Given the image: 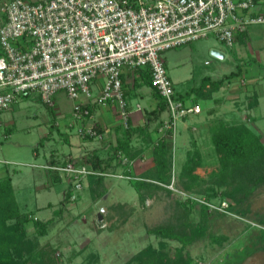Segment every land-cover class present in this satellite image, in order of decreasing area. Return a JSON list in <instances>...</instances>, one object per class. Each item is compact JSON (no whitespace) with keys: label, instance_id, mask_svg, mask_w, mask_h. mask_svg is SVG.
Segmentation results:
<instances>
[{"label":"rangeland","instance_id":"obj_1","mask_svg":"<svg viewBox=\"0 0 264 264\" xmlns=\"http://www.w3.org/2000/svg\"><path fill=\"white\" fill-rule=\"evenodd\" d=\"M259 27L264 28V24ZM254 40L248 39L250 46H264V34L260 40ZM234 46L228 48L210 35L165 51L162 58L178 94L198 87L206 76L212 80L223 78L218 91L207 87L208 91L203 92L204 98L212 97L215 102L199 101L203 107H214V120L208 125L200 120L193 129L190 126L188 133L181 121L176 131L164 127L166 116L152 120L144 128L146 132L132 137L135 155L142 148L140 161L136 159L130 167L133 178L106 177L103 186H92L95 188L85 181L72 202L62 201L66 181H51L49 185L46 170L37 165L53 149L64 154L68 149L65 137L74 144L73 155L96 145V141H81L75 129L73 134L68 127L64 130L73 102L59 92L53 98L54 106H49L33 93L1 114L2 126H11L12 132L0 139V170L12 172L14 195L21 211L52 219L47 233L37 239L36 247L45 252V258H53L55 264H87L88 260L90 264H124L151 245L163 253L164 264H264V184L236 195H224L229 188L215 183L221 164L211 139L212 125L243 123L261 134L264 141V117H253L252 111H248L246 102L255 91L245 81L253 72L258 75L263 70L256 67L251 73L244 71L249 57L260 61L248 45V52H243L238 42ZM255 65L259 64L252 68ZM260 65L264 67L263 63ZM237 69L240 75L226 77ZM258 76L264 89V75ZM145 90L146 87L142 89ZM149 100L151 97L145 94L131 101L146 107L145 118H152V109L147 107ZM222 101L225 107H221ZM204 115L202 111L195 116ZM163 141L170 150L165 176L159 174L152 152ZM195 152L200 160L194 171L198 178L187 189L188 177L181 175V169L187 155ZM101 188L106 191L99 197L91 191ZM175 201L180 211L185 207L187 212L188 231L192 235L187 242L151 232L154 226L172 218ZM222 203L227 207L220 209ZM56 210H60L58 214L54 213ZM26 231L29 238L35 239L32 223L26 225Z\"/></svg>","mask_w":264,"mask_h":264},{"label":"built area","instance_id":"obj_2","mask_svg":"<svg viewBox=\"0 0 264 264\" xmlns=\"http://www.w3.org/2000/svg\"><path fill=\"white\" fill-rule=\"evenodd\" d=\"M255 5V0H1L0 115L22 95L34 93L54 106V96L63 92L73 102L67 127L81 139L99 141L103 133L90 104L114 106L128 128L122 73L147 68L151 87L166 105L164 127L175 130L178 120L201 107L179 96L162 54L210 35L233 48L240 32L264 24V12ZM90 158L64 157L63 164L44 166L71 183V201L90 175L131 177L123 168H96ZM114 164L132 161L119 151Z\"/></svg>","mask_w":264,"mask_h":264},{"label":"trees","instance_id":"obj_3","mask_svg":"<svg viewBox=\"0 0 264 264\" xmlns=\"http://www.w3.org/2000/svg\"><path fill=\"white\" fill-rule=\"evenodd\" d=\"M136 72L138 73V82L135 81V84H147L151 86L150 74L147 68H138ZM239 73L240 70L237 69L229 72L226 77H232L236 74L239 75ZM222 83L223 78L212 80L210 77L206 76L202 79L198 87H191L187 92L179 94V96L183 99H191L190 96L194 95V97L198 99V97L203 94L207 85L214 91L219 88ZM28 96L29 94H25L20 98H28ZM156 97L158 99L156 107L149 111L153 119L149 118L148 122L158 119L160 114L166 111L164 101L158 95H156ZM2 125L0 121V127ZM146 126H148V124H146L145 127H133L129 124L128 128L125 129V134L121 141L115 147H112L105 157L98 156L96 151L93 150V152L88 153L91 157L90 160L93 166L96 168L99 167L102 170H113L114 166L117 165L114 164V161L119 151L132 160L136 151H132L129 148L131 136L135 130L139 129L143 131ZM210 129L212 132L211 139L215 151L220 155L219 160L221 164L219 172L215 177V183L217 186L225 184L229 188V191H225L224 195H236L254 186L264 184V141L262 140L261 134L256 133L252 128L243 123L229 126L223 125L222 123L220 125H212ZM11 132V126H2L0 130V139L7 138ZM169 151L167 143L164 141L152 150L154 154L153 158H156L155 164L158 167L159 174H162L164 169L166 170L165 165L167 164ZM51 152L53 153L54 151ZM62 159L54 155L52 157L50 156L42 167L44 170L51 173L53 183L61 182V178L63 179V177L59 175L58 171L51 170L50 168L47 169L44 166L63 164ZM131 165L123 167L124 172L131 176L126 180L133 178L132 171L130 170ZM199 165L200 160L198 153H189L181 169V175L188 177L185 183L187 189H190L195 179L198 178L194 171ZM162 176H165V173H163ZM104 179L105 177L103 176L90 175L85 181L90 187H100L103 186ZM66 183L67 187L62 201L72 202L70 198L73 193L72 185L71 183ZM91 191L95 193L96 197H99L105 193L106 189L101 188L96 192L95 189H92ZM76 194L77 199L79 192ZM178 205L179 204L175 201L172 218L164 224L162 223L154 226L151 232H155L157 235H160V237L177 238L180 242H187L192 239V235L190 231H188L186 221L187 212L185 211V207L180 211ZM59 211L60 210H56L54 213L58 214ZM51 222L52 219L50 218L44 220L34 216L33 212L21 211L15 199L10 172L7 171L0 177V264H55L53 258H45V252L36 247L38 237L44 236L47 233L48 225ZM28 223H32L35 229V239L29 238L27 234L26 225ZM162 256L163 253L149 245L135 256H131L124 264H164ZM87 264H90L89 260Z\"/></svg>","mask_w":264,"mask_h":264},{"label":"crops","instance_id":"obj_4","mask_svg":"<svg viewBox=\"0 0 264 264\" xmlns=\"http://www.w3.org/2000/svg\"><path fill=\"white\" fill-rule=\"evenodd\" d=\"M255 4H256L255 10L257 12H264V0H255ZM3 21H4V13L1 11V0H0V24ZM263 29L264 28L259 27V25H251L245 31L240 32L236 37V43L238 42L243 46L242 47L243 52L247 51V45H248V47H250V49H251V52L254 55L256 54V58L259 59V61H260V62H257V60L255 58L252 59L249 57L248 67L246 69H244V71H248L249 73H251L250 71L251 70L254 71L256 67H258V69H261V71L263 70V74L259 73L258 74L259 76L257 75L256 72H253L252 74L247 76V78H245L246 83H248V82L251 83V86L249 83L248 84L255 91L251 95V97H248V100L246 102V107L248 108V111H252L251 113L253 114L252 115L253 117L257 116L260 118L264 117V105H262V102L264 100V89H263V85H261L262 83H260V81L258 80L259 78L257 79L256 77L257 76L261 77L260 75H264V67L262 65H260L261 63L264 64V46H261L260 44L250 46L248 39L249 40L250 39L260 40L264 34ZM256 40H254V41H256ZM246 43H247V45H246ZM219 55H222V54H219ZM256 63H258L259 65L258 66L255 65V67L252 68L253 65ZM164 64H165V60H164ZM137 77H138V73L136 72V70L135 71L124 70L122 73V78H121L122 79V88L124 90L125 97H126L128 104H129V111H130L129 112V122H130L129 124L133 127H138L139 124H143V123H144L143 125L148 124L149 123L148 122L149 117L146 116V118H145L144 108H146V107H144V108L141 107L140 104L137 102H134L132 104L131 101L135 100L137 97L139 98L141 96H144L145 94H148L151 97V100H149L147 107L150 109H154L156 107V104L158 101V99L156 97V95H158V94L154 91V89L151 86H149L147 84H140V85L135 84V81L138 82ZM140 81H139V83H140ZM257 81H259V82H257ZM145 87H146V90L142 91V89ZM207 87H209V86L207 85L206 88ZM99 88H100V81H98V82L96 81L95 84L93 85V89H92V92L94 95L96 93H98ZM205 89H204V92H207L208 90L207 89L205 90ZM216 90L218 91V88ZM216 90H214L213 92H215ZM190 98L191 99H186V102L198 103L201 107V111L199 113H196V114L187 115V116L181 118L180 120H178V121H181L182 128L184 130H186L187 133L190 132L189 131L190 126L193 129L194 128L193 125L200 120H203V121H201L202 122L201 124L208 125L209 122L214 120V114H215L214 112H216L214 107H212V106L203 107L199 102L200 99H202L206 102H210V103L215 102L212 97L204 98L203 94H202L200 97H198V99L195 98L194 95L190 96ZM21 99L22 98H20L15 104H13V106L11 108H14L15 105H17ZM220 103L222 104L221 107H225L226 104L224 103V101H222ZM137 105H139L141 109L138 110ZM261 107H262V109H261ZM8 110H6V111H8ZM90 110L93 114V119L101 127V131L103 133V139L99 140V141L94 140V139H87V141H89V142L96 141V145H93L91 148H84L83 150L81 149V145L77 144V146H78L77 148L81 149L80 153L73 155L72 149H73L74 144L72 142L68 141L67 137H65V139H67L65 141L68 142L67 151L64 154L63 153L60 154L56 149L53 150L54 151L53 153L50 151L48 154L45 155L44 162L40 165H37L38 167L42 168L43 165L49 159V157L50 156L52 157L53 155L55 157H60V159H62L63 157L77 158V157H81L83 155H87L90 152L96 151L98 156L105 157L108 154V152L112 149V147H115L121 141V139L123 138V136L125 134L126 128H123L122 125L120 124L119 117L116 115V112L114 111V106H111V105L98 106L96 104L91 103L90 104ZM6 111H4V112H6ZM202 111L205 112V115L203 117L199 118V117L195 116V115L201 114ZM258 112L260 114H258ZM160 116H161V119L164 118L166 116V111L162 112L160 114ZM192 117H194V118L192 119ZM178 121H177V123H178ZM177 123H176V129H175L176 131H177V125H178ZM143 125H139V126H143ZM67 126L68 125H67V121H66L64 123V130H66ZM67 130H69V132L72 133V128H67ZM143 132H146V131H144V130L141 131V130L137 129L133 132V134H135V133L141 134ZM133 134L131 136V140H130V144H129V148L132 151L136 150V149L132 148ZM79 139H81V138H79ZM82 140H85V139H81V141ZM97 143L99 145H97ZM93 144H95V143H93ZM138 150H139V152H137V155H135L131 160L132 163H133V161L135 163L136 159H137V161L138 160L140 161L139 157L141 156L142 148H141V150L140 149H138ZM122 168L123 167L120 165H115L113 170L120 171V170H122ZM0 171H3V172H0V177H1L4 175V172H7L8 170L4 169V170H0ZM10 174L12 175V172H10ZM45 174H46L45 180H47L49 182V185L52 184L51 173L49 171H46ZM63 180L64 179H61V181H63ZM60 183H62V182H59V184ZM34 216H36V215L34 214Z\"/></svg>","mask_w":264,"mask_h":264}]
</instances>
